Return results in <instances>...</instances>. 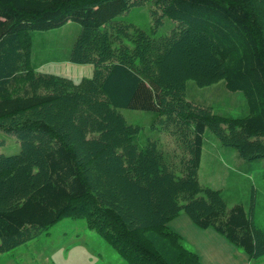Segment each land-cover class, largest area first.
<instances>
[{"label":"trees","instance_id":"16d2710c","mask_svg":"<svg viewBox=\"0 0 264 264\" xmlns=\"http://www.w3.org/2000/svg\"><path fill=\"white\" fill-rule=\"evenodd\" d=\"M147 1L0 0V131L20 141L17 155H0V254L51 228L88 196L104 220L100 217L101 225L94 227L87 219V227L127 264H200L167 229L180 210L196 227L212 228L251 259L264 257V233L242 206L227 209L218 192L199 185L202 118L178 114L185 120L167 125L174 138L168 136L167 151L186 157L176 176L168 166L170 154L160 150L157 140L139 149L140 127L127 124L118 111L149 112L154 124L162 123L168 114L162 95L167 86L223 82L227 91L241 92L246 100L248 115L238 119L232 136L239 142L244 138L234 146L239 170H251L248 163L264 160V23L253 10V3L264 6V0H152L160 20L175 23L160 38L115 21ZM69 23L80 29L66 61L93 66L91 78L77 85L37 73L30 64L32 32ZM159 23L156 17L155 27ZM133 35L128 48L123 41ZM157 41L162 50L151 74L142 68L143 53L153 51L151 43ZM180 49L185 60L168 68V78L162 66L172 63ZM193 74L198 77L188 78ZM111 79H116L114 86ZM118 81L129 86L120 100L112 95ZM23 144L35 148V157L26 158ZM149 233L169 248L166 257L145 241Z\"/></svg>","mask_w":264,"mask_h":264},{"label":"rangeland","instance_id":"374dc122","mask_svg":"<svg viewBox=\"0 0 264 264\" xmlns=\"http://www.w3.org/2000/svg\"><path fill=\"white\" fill-rule=\"evenodd\" d=\"M253 6L255 7L253 10L264 23V6L259 2L253 3ZM151 12L154 14L156 12V15H152ZM160 14L152 0H148L142 5L131 6L125 13L116 17L115 21L118 24L132 25L147 34L152 32L153 38H160L168 35L175 27V23L168 18L160 20ZM156 17L160 22L158 27L154 25ZM79 29L77 24L69 23L56 30L32 32L30 64L35 72L65 77L75 85L79 84L83 78H91L92 65L73 64L66 61L71 43ZM134 36H130L129 41ZM129 41H123L124 45L132 48ZM158 42L151 43L153 51L145 48L146 53H143L145 63L141 64L142 68L147 69L151 74L154 71L153 65L156 64L155 55L162 50L160 46H157ZM184 57L186 56L180 49L172 63L166 62L167 67L162 66L164 72L161 73L169 78L172 72L168 68H172L170 66L175 64L178 66L183 64ZM190 77L198 76L193 74L188 78ZM115 80L111 79V85H115ZM192 82L187 81L184 89L167 86L170 92L167 91L165 95L164 93L162 95L166 101L165 110L168 114L163 115L162 118L159 117L162 123L154 124L153 114L149 112L128 109L118 111L127 124L140 127L136 135V144L139 149H142L148 140H157L160 150L170 154L168 166L176 176L182 173L185 155L178 150L167 151L171 148L170 139H174L166 130L167 125L171 122L177 123V120L178 123L184 121L185 119H180V115L202 118L206 127L202 136V154L197 170L199 185L201 188L218 192L227 209L241 205L245 214L248 217L251 216L253 225L264 233V160L248 163L252 169L243 173L239 170L241 161L234 146L240 145L244 138L239 137V142L236 136H232V133H236L233 127L237 128L238 119L248 115L246 100L241 92L227 91L223 82L203 88ZM116 85L119 86H115V89L113 87L112 95L120 100L128 93L129 86L123 81H118ZM182 103L186 105V108ZM200 108L208 112L202 114L198 111L201 110ZM220 140H223V145ZM261 140L264 142V137ZM33 148L32 145L23 144L22 152L26 158L35 157L33 151L35 148ZM19 152L20 141L15 136L0 131V155L13 156ZM22 167V164L18 165L15 168L16 172L22 171ZM18 181L21 182L20 180L16 182ZM199 196L203 197L202 194ZM180 205L183 203L181 202ZM100 217L103 219L97 212L96 206L91 203V198L84 197L73 203L69 211L51 228L38 233L39 235L15 249L1 253L0 264H127L111 250L94 229L87 227L85 222L87 219L94 227L100 226ZM112 221L111 219L108 222L111 224ZM166 226L170 232L179 236L184 249L197 256L200 264H264V257L251 259L241 248L226 240L212 228L199 229L183 210L168 221ZM143 237L145 241L153 245V249L159 251L162 257L168 255L169 248L162 245L160 240H156V235L149 233ZM260 251H264V245H260Z\"/></svg>","mask_w":264,"mask_h":264},{"label":"bare ground","instance_id":"6f19581e","mask_svg":"<svg viewBox=\"0 0 264 264\" xmlns=\"http://www.w3.org/2000/svg\"><path fill=\"white\" fill-rule=\"evenodd\" d=\"M197 111V110H196ZM205 113V112H204ZM184 137V136H183Z\"/></svg>","mask_w":264,"mask_h":264},{"label":"crops","instance_id":"0c3cea01","mask_svg":"<svg viewBox=\"0 0 264 264\" xmlns=\"http://www.w3.org/2000/svg\"><path fill=\"white\" fill-rule=\"evenodd\" d=\"M65 78V77H64ZM68 79V78H67Z\"/></svg>","mask_w":264,"mask_h":264}]
</instances>
